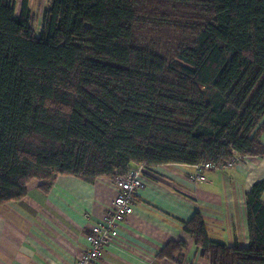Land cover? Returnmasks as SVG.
<instances>
[{
    "label": "trees",
    "instance_id": "obj_1",
    "mask_svg": "<svg viewBox=\"0 0 264 264\" xmlns=\"http://www.w3.org/2000/svg\"><path fill=\"white\" fill-rule=\"evenodd\" d=\"M34 18L0 0V205L61 175L264 156V0H50ZM263 192L246 193L248 246L184 224L202 260L264 264Z\"/></svg>",
    "mask_w": 264,
    "mask_h": 264
},
{
    "label": "crops",
    "instance_id": "obj_2",
    "mask_svg": "<svg viewBox=\"0 0 264 264\" xmlns=\"http://www.w3.org/2000/svg\"><path fill=\"white\" fill-rule=\"evenodd\" d=\"M194 166L145 170L146 185L134 196V213L107 246L101 264H177L160 256L173 241L187 243L181 264H210L184 229L196 213L205 218L211 238L249 245L246 193L264 180V156L206 170L207 179L197 182L188 176ZM117 194L114 181L104 178L89 183L61 175L48 192L33 182L23 199L0 205V264H73L88 247L92 224L107 217Z\"/></svg>",
    "mask_w": 264,
    "mask_h": 264
},
{
    "label": "built area",
    "instance_id": "obj_3",
    "mask_svg": "<svg viewBox=\"0 0 264 264\" xmlns=\"http://www.w3.org/2000/svg\"><path fill=\"white\" fill-rule=\"evenodd\" d=\"M49 1L47 0L46 6ZM240 160L241 157L235 152V157L232 160L221 164L214 162L195 164L194 172L188 174L189 180L193 182L206 180V170L234 167ZM145 170V167L140 164L128 170L125 175L118 176L114 180L118 194L113 201V205L103 221L92 224L90 232L86 234L88 247L86 250L78 253L73 264H101L104 261V252L107 246L119 236V228L134 213V196L139 189L146 185ZM183 264L193 263L184 262Z\"/></svg>",
    "mask_w": 264,
    "mask_h": 264
},
{
    "label": "rangeland",
    "instance_id": "obj_4",
    "mask_svg": "<svg viewBox=\"0 0 264 264\" xmlns=\"http://www.w3.org/2000/svg\"><path fill=\"white\" fill-rule=\"evenodd\" d=\"M22 1L23 0H17V11L19 12L22 7ZM47 0H29V7L32 13L34 14V26L36 28V31L39 33L42 26V15L43 10L46 6ZM50 3V1H49ZM48 3V4H49ZM47 4V5H48Z\"/></svg>",
    "mask_w": 264,
    "mask_h": 264
}]
</instances>
